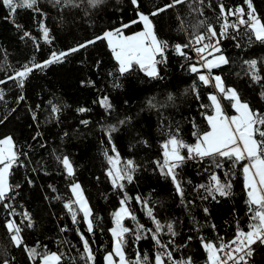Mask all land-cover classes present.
<instances>
[{
    "label": "trees",
    "instance_id": "trees-1",
    "mask_svg": "<svg viewBox=\"0 0 264 264\" xmlns=\"http://www.w3.org/2000/svg\"><path fill=\"white\" fill-rule=\"evenodd\" d=\"M169 2L140 0V10L148 13L154 6L161 7ZM192 3L198 5V0H188L152 18L160 39L170 45L187 43L188 33L200 20H206L219 31L223 22L218 18L217 5L220 3L247 10L244 0H204L203 15H199L190 10L189 4ZM252 3L256 15L264 20V0H252ZM37 7L39 12L19 8L12 17L5 19L8 9L0 5V79H6L15 69L33 59L42 62L49 58L52 51L76 47L94 39L104 30L136 18L130 0H105L95 8L89 7L87 0H80L79 7H65L54 4L53 0H38ZM234 19L229 17V21ZM181 20L185 28L183 31L180 30ZM41 21L49 29L50 43L42 39ZM17 24L22 25V30L16 27ZM142 28V24L133 25L125 34L130 35ZM23 31H28L31 38L22 39ZM246 33L247 30L241 27L239 32L230 31L229 37L222 40V52L230 62L214 69L213 73L221 75L226 85L235 88L255 110L264 112V98L260 95L264 91V81L253 83L244 64L245 60L256 59L258 68L264 69V43L254 39L250 41ZM186 51L193 57L191 61L169 48L167 62L158 66L160 79H151L138 69L119 77L107 42L97 41L69 55L63 63L35 70L23 89L15 81L0 85V90L5 93L4 99L0 100V119L7 118L0 124V137L13 136L17 151L27 154L20 157L26 167H15L10 176V183L20 187L11 193L13 198L6 202L17 214L9 216V210L0 205V264H4L5 260L9 264H38V261L29 260L23 248L13 246L4 227L8 219L20 224L27 246L38 244L41 253L63 252L61 264H85L80 259L83 246L77 233L79 228L91 243L95 264H104L105 253L112 250L109 231L113 227L112 213L120 207V199L125 193L129 197L128 206L137 217L136 221L125 220L129 228H134L136 223L143 224L145 228L155 227L143 205L137 203V196L149 202L155 217L162 224H174L177 235L172 237L165 228L160 239L166 245L173 241L169 249H175L173 255L176 260L191 257L194 264H206L201 238L214 242L217 237L230 240L238 225L247 230L249 213L242 165L233 169L231 161L225 160L224 167L218 169L212 158L186 161L178 170L184 189L181 202L172 180L163 176L155 163L162 160L161 143L167 139L169 131L175 132L178 127L181 138L191 144L195 143L194 131L208 130L202 113L210 114L211 109H202L200 105L209 104L208 94L215 89L204 86L197 74L189 72L188 65L196 59L193 52ZM261 75L264 76V71ZM194 83L200 99L191 90ZM21 94L25 99L18 102ZM169 95L173 97L171 101L168 100ZM104 96L113 106L110 111L99 103ZM152 98L163 107H149L148 101ZM52 103L60 107L56 114L51 113ZM222 104L227 113L233 111L227 100H222ZM79 108L87 111L81 113ZM33 112L36 120H33ZM125 117L130 118L129 122L118 125V121ZM193 123L197 125L196 129ZM111 125H117L118 131L112 133L110 144L104 130ZM37 132L40 135L33 139ZM113 146L122 159H132L138 165L133 181H124V192L113 189L106 175L109 165L105 152L112 155ZM63 155L69 156L73 162L75 176L71 179L66 177L57 161V156ZM213 172L222 181L230 179L231 195H217L213 200L207 192L197 188L200 184H208ZM72 181L81 184L92 209L94 234L87 233L82 214H78L79 223L74 225L71 215L64 208V203L72 199L69 188ZM58 196L60 199L56 198ZM24 212L30 214L33 227H27L28 222L22 215ZM144 236L146 238L139 242L134 241V236H127L126 255L134 260L137 252L141 255L146 253L149 264H152L155 253L162 249L157 248L149 233H144ZM254 247L256 251L250 264H264V246Z\"/></svg>",
    "mask_w": 264,
    "mask_h": 264
},
{
    "label": "snow or ice",
    "instance_id": "snow-or-ice-1",
    "mask_svg": "<svg viewBox=\"0 0 264 264\" xmlns=\"http://www.w3.org/2000/svg\"><path fill=\"white\" fill-rule=\"evenodd\" d=\"M53 2L54 4H62L65 7L80 6V0H53ZM104 2L105 0H87L89 7L92 8ZM187 2L188 0H170L169 3H165L161 7L154 6L152 11L145 13L140 10V0H130L131 5L135 9V19L121 22L119 26L104 30L102 34L95 36L94 39L88 40L76 47L62 51H52L49 58L42 62H37L33 59L15 69L13 74L6 76V79H0V85L6 84L8 81H15L17 86L23 89L26 80L35 70H43L53 64L63 63L69 55L97 41L107 42L108 48L111 50L116 62L115 71L119 74V77H123L138 69L151 79H160L161 73L158 70V66L167 62L166 54L170 47L174 49L177 55L190 61L193 57L189 56L186 50L194 52L198 59L188 65L189 72L197 74L198 80L204 86H212L215 89V92L208 94L207 99L209 104L200 105L202 109H211V114L207 112L202 113L207 121L208 130L203 132L199 130L194 131L195 143L191 144L186 143L181 138L178 127L175 132L169 131L166 134L167 139L161 143L162 160H158L155 163L161 174L172 180L177 195L181 197V202H183L184 189L179 179L178 170L186 161L212 158L215 167L218 169L224 167L223 161L225 160L231 161L233 169L237 165H242L241 171L249 213L247 230L238 225L234 236L230 240L217 237L214 242L201 238V247L206 253V264H250L256 251L254 246H264V112L255 110L241 97L235 88L226 85L221 75L214 74L213 70L230 62L221 49V42L229 37L230 31L239 32L241 27H243L247 30L246 34L249 35L250 41L254 39L257 42L264 43V20L256 15L252 0H244L247 10L243 7L237 6L232 8L224 3H220L217 5L219 8L218 18L223 22L220 24L219 31L206 20H200L193 27V31L188 33L189 39L187 43L170 45L168 41L158 37L152 18L166 12L168 9ZM37 4L38 0H0V5L8 9V16L5 19L12 17L19 8L39 12L40 9L37 7ZM203 4L204 0H198V5L192 3L189 4V8L192 12L203 15ZM229 17H234L235 19L229 21ZM136 24H142V30L130 35L125 34L126 30ZM180 24V30H185L182 20ZM16 27L22 30V25L17 24ZM200 29L205 30L200 31ZM40 31L42 39L50 43L49 29L42 21L40 23ZM25 37L31 38V34L28 31H23L21 38ZM34 43H37L35 39ZM237 47H240V45L237 44ZM37 50L39 49L37 48ZM244 64L248 68L247 74L253 83L264 81V76L261 75V71H264V69L258 68L256 59L245 60ZM110 75H113V73H110ZM191 90L196 94L197 99H200L195 83L192 85ZM4 95L3 90H0V100L4 99ZM260 95L261 98H264V91H261ZM24 99L25 96L21 94L18 97V102ZM172 99L173 97L169 95L168 100L171 101ZM222 100H227L230 103L231 109L235 114H227ZM99 103L108 111L113 107L109 103L107 96L102 97ZM148 106L153 108L163 107V105H157L154 102V98L149 99ZM59 111L60 107L52 103L51 113L56 114ZM78 111L83 113L87 109L79 108ZM32 117L33 120L37 119L35 112L32 113ZM5 119H0V124H3ZM129 119L125 117L119 120L118 125L127 124ZM82 123L87 124L88 122L82 121ZM193 128H197L195 123H193ZM104 131L111 144L112 133L118 131L117 125H111ZM39 135L40 133L37 132L33 139H36ZM185 152L186 155L184 154ZM111 153L113 154L110 155L107 151L105 152L109 165L106 175L109 177L113 189L124 192V181L128 183L133 181L138 165L132 159H122L115 146L111 148ZM21 155L26 156L27 154L17 151L13 136L5 135L0 137V205L4 209L9 210V216L17 214L11 204L6 201L12 199L11 193L20 187L19 184L13 185L10 183V176L15 167H26L20 160ZM57 161L64 169L67 178L71 179L75 176V168L69 156H57ZM28 183L31 184L32 181L29 180ZM69 188L72 193V199L64 203V208L71 215L74 225L79 223L77 219L78 214H82L87 233L94 234L95 217L88 200L85 198L81 184L72 181ZM197 188L203 189L207 192L208 196L215 200L217 195L221 197L231 195L232 183L227 178L222 181L213 172L210 175L209 183L200 184ZM53 191H55L54 188ZM56 198L60 199L59 196ZM204 198L206 199L207 197ZM128 201L129 197L125 193L120 199V207L112 213L113 227L109 229L112 236V250L105 253L103 257L104 264H149V256L146 253L141 255L140 252H137L135 259L130 260L125 251L128 244V235L134 236V241L139 242L146 238L144 236L146 232L150 234L157 248L162 249V251L155 253L152 264H194L191 257L181 260L174 259L173 252L175 249H169V245L173 241H169V245H166L160 239V234L165 228L167 234H170L172 237L177 235L174 224L172 222L162 224L155 217L153 208L149 206V202L139 196L136 197L137 203L143 205L146 215L152 220L155 227L154 229L145 228L140 223H136L134 228L126 226V219L130 218L132 221H136L137 219L136 215L130 210ZM204 211L207 213L208 209L205 208ZM22 215L24 221L28 222L27 227H33L30 214L24 212ZM4 227L9 233L13 246L23 248L30 261H38V264H61L64 257L63 252L45 251L41 253L38 251V244L32 247L27 246L22 235L23 229L14 219L6 220ZM65 230L61 229V231ZM77 233L83 246L80 259L85 261V264H95L96 257L89 239L86 238L83 232H80L79 228H77ZM189 240H191V237H189ZM4 264H9V261L5 260Z\"/></svg>",
    "mask_w": 264,
    "mask_h": 264
},
{
    "label": "rangeland",
    "instance_id": "rangeland-1",
    "mask_svg": "<svg viewBox=\"0 0 264 264\" xmlns=\"http://www.w3.org/2000/svg\"><path fill=\"white\" fill-rule=\"evenodd\" d=\"M231 107V106H230ZM211 114V113H210ZM227 114H229V115H233V114H235L233 111H231V112H229V113H227Z\"/></svg>",
    "mask_w": 264,
    "mask_h": 264
},
{
    "label": "built area",
    "instance_id": "built-area-1",
    "mask_svg": "<svg viewBox=\"0 0 264 264\" xmlns=\"http://www.w3.org/2000/svg\"><path fill=\"white\" fill-rule=\"evenodd\" d=\"M193 54H194V56H195V53H194V52H193ZM195 59L197 60V59H198V57H196V56H195Z\"/></svg>",
    "mask_w": 264,
    "mask_h": 264
}]
</instances>
